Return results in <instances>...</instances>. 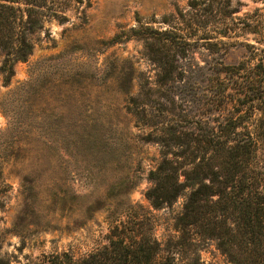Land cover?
Returning <instances> with one entry per match:
<instances>
[{
	"label": "rangeland",
	"instance_id": "374dc122",
	"mask_svg": "<svg viewBox=\"0 0 264 264\" xmlns=\"http://www.w3.org/2000/svg\"><path fill=\"white\" fill-rule=\"evenodd\" d=\"M187 1L80 0L64 10L67 20H43L26 35V60L13 62L8 85L0 76V257L9 264L51 251L84 254L105 244L111 226L129 214L141 216L139 228L150 227L171 264H233L212 240L175 243L183 196L158 209L145 198L159 146L144 141L150 128L125 107L142 82L154 87L157 68L141 40L111 41L137 20L163 26L160 18L186 11ZM240 1L237 16L254 5ZM239 34L235 39L253 43ZM243 56L234 44L212 53L196 47L187 57L193 66L168 87L176 101L152 102L151 111L191 124L205 114L199 95L212 68ZM4 58L0 51V64Z\"/></svg>",
	"mask_w": 264,
	"mask_h": 264
},
{
	"label": "trees",
	"instance_id": "16d2710c",
	"mask_svg": "<svg viewBox=\"0 0 264 264\" xmlns=\"http://www.w3.org/2000/svg\"><path fill=\"white\" fill-rule=\"evenodd\" d=\"M248 1L252 8L237 16L245 5L240 0L236 6L230 0H188L186 11L160 18L163 26L137 20L111 41L141 40L157 68L154 87L142 82L125 109L150 128L144 141L159 146L158 160L147 173L152 185L144 192L151 207L184 197L174 221L175 243L185 247L209 239L233 264H264V0ZM72 2L80 0H0L3 85L10 82L13 62L25 61L31 51L26 35L41 28L43 20H67L64 10ZM239 33L252 35L253 43L235 39ZM233 44L245 56L212 68L214 78L199 95V116H207L180 125L151 111L152 102L176 101L168 87L193 66L187 63L193 49L201 46L212 53ZM141 223V216L129 214V221L113 224L107 242L91 251H51L18 264H171L160 254L150 227L142 231ZM0 264L9 262L0 257Z\"/></svg>",
	"mask_w": 264,
	"mask_h": 264
}]
</instances>
